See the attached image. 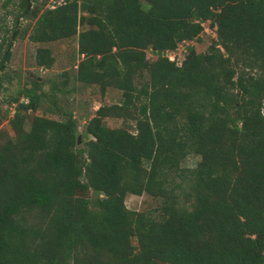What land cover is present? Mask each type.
Segmentation results:
<instances>
[{
	"label": "trees",
	"instance_id": "trees-1",
	"mask_svg": "<svg viewBox=\"0 0 264 264\" xmlns=\"http://www.w3.org/2000/svg\"><path fill=\"white\" fill-rule=\"evenodd\" d=\"M18 4L34 18L22 36H76L75 80L121 97L96 108L82 132L71 113L35 114L24 128L47 97L38 77L10 100L0 264H264V0H63L40 12ZM205 22L215 32L205 51L189 46L180 64L164 55L199 39ZM34 60L54 63L42 46ZM7 115L0 107V122ZM189 154L200 159L183 166ZM127 194L159 204L132 210Z\"/></svg>",
	"mask_w": 264,
	"mask_h": 264
},
{
	"label": "rangeland",
	"instance_id": "rangeland-1",
	"mask_svg": "<svg viewBox=\"0 0 264 264\" xmlns=\"http://www.w3.org/2000/svg\"><path fill=\"white\" fill-rule=\"evenodd\" d=\"M19 1L21 0H0V54L5 49L9 51L8 58L0 71L5 87L0 92V107L2 111L8 110V115L0 122V131H5L10 136L15 135L9 123L15 103H11L10 100L20 88L29 84L30 78L38 77L42 82V91L47 94V97L42 99L36 111H28L24 119V128L28 127L35 114L45 113L50 117L61 118L64 113H71L76 120L78 130L82 132L85 122L94 114L96 108L119 101L121 92L109 86L104 93H101L97 85H86L75 80V64L80 59L76 36L42 43L31 42L27 36H22L25 28L33 23L34 18L26 19L21 15ZM28 1L29 9L39 10V12L43 7H52L63 2V0H47L43 6L41 0ZM203 26L204 30L199 39L183 41L177 48L170 51L178 63L186 58L189 46H192L196 52H203L215 38L214 29L208 26V22H205ZM38 46L50 48L54 57L51 68L45 69L36 65L34 54ZM146 54L149 59L155 57L150 50H147ZM48 109L53 113H49ZM262 110L264 113V105ZM104 122L109 127L129 124V127L133 128L132 121L123 122L117 117H105ZM85 139L84 136H80L79 147L83 146ZM199 159V155L189 154L182 161V165L192 167ZM125 204L132 210L152 211L158 206L159 200L147 194H127Z\"/></svg>",
	"mask_w": 264,
	"mask_h": 264
},
{
	"label": "built area",
	"instance_id": "built-area-1",
	"mask_svg": "<svg viewBox=\"0 0 264 264\" xmlns=\"http://www.w3.org/2000/svg\"><path fill=\"white\" fill-rule=\"evenodd\" d=\"M170 51H171V50H166V51L164 52V55H165L169 60H171V61H175L177 64H180V63H181V60H180L179 63H178L177 60L175 59L174 55H172V54L170 53Z\"/></svg>",
	"mask_w": 264,
	"mask_h": 264
},
{
	"label": "water",
	"instance_id": "water-1",
	"mask_svg": "<svg viewBox=\"0 0 264 264\" xmlns=\"http://www.w3.org/2000/svg\"><path fill=\"white\" fill-rule=\"evenodd\" d=\"M79 141H80V136H78V141L77 142L79 143Z\"/></svg>",
	"mask_w": 264,
	"mask_h": 264
}]
</instances>
